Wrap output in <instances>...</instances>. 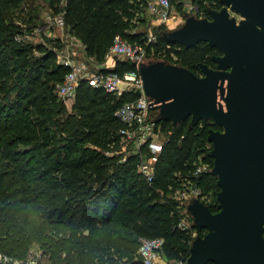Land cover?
<instances>
[{"label": "trees", "instance_id": "obj_1", "mask_svg": "<svg viewBox=\"0 0 264 264\" xmlns=\"http://www.w3.org/2000/svg\"><path fill=\"white\" fill-rule=\"evenodd\" d=\"M35 1L0 0V251L23 264L36 251L44 257L40 264H142L141 240L162 238L161 255L185 264L192 232L204 235L207 229L192 217L189 229L178 227L183 209L171 194L193 180L204 197H213L206 205L219 210L217 176L209 169L194 177V171L200 164L213 168L209 134L221 126L206 119L191 125V118L173 125L157 117L168 141L149 184L138 174L146 149L124 162L121 155L105 154L121 148L115 112L135 96L82 83L69 108L57 94L68 72L57 53L38 45L37 56L31 44L16 40L40 26ZM44 1L52 14L64 13L67 30L97 63L105 61L116 35L145 46L148 54L174 55L197 75L222 54L207 42L185 48L165 39L147 20L148 0ZM193 1L221 6L220 0ZM14 10L21 24L10 16ZM149 33L155 42H148ZM135 68L116 58L114 68L103 72L124 75Z\"/></svg>", "mask_w": 264, "mask_h": 264}, {"label": "water", "instance_id": "obj_2", "mask_svg": "<svg viewBox=\"0 0 264 264\" xmlns=\"http://www.w3.org/2000/svg\"><path fill=\"white\" fill-rule=\"evenodd\" d=\"M247 20L237 24L225 9L197 19L168 41L191 48L201 42L218 48L217 69L202 65L203 76L185 68H142L147 95L162 120L191 125L212 119L218 177V208L194 200L188 211L207 229L192 244L185 264H264V0H220Z\"/></svg>", "mask_w": 264, "mask_h": 264}, {"label": "built area", "instance_id": "obj_3", "mask_svg": "<svg viewBox=\"0 0 264 264\" xmlns=\"http://www.w3.org/2000/svg\"><path fill=\"white\" fill-rule=\"evenodd\" d=\"M175 1H193V0H155L149 4V14L154 16L155 20L161 22L171 21V9ZM46 17V25H55L59 33V39L65 42L66 51H61L58 56V62L68 69L64 80L57 84L58 97L69 107L74 104L77 90L82 83H87L92 87L104 89L106 92L116 95L124 93L135 96L134 100L127 101L121 105L115 112V117L122 125L118 134L120 135L121 148L118 151H106L108 156L121 155V162H124L132 154H137L142 148L146 149V159L138 165V174L143 177L149 184L155 180V172L157 163L164 152L165 145L168 141L164 134L162 124H157V117L154 109L155 100L147 95L144 89V81L139 71V66L145 60L146 49L138 44H133L124 39L121 35H116L106 54L114 56L122 61H130L136 67L135 70L119 75L114 72H103L94 64L92 58L85 55V45L70 34L64 21V13L48 14ZM44 17V18H45ZM154 20V21H155ZM21 24V23H19ZM41 30L40 28H36ZM26 37L25 34H18L17 41H22ZM149 42L152 39L149 38ZM77 45L79 51L74 48ZM77 52L79 59H75ZM74 58H73V57ZM198 76H203L200 74ZM172 123V122H171ZM173 124V123H172ZM207 170L205 165L200 164L194 171V177H198ZM204 198L202 189L193 180H188L183 187L176 188L171 194V199L183 209L182 217L178 224L183 230L190 228V217L193 218L188 211V206L194 200L202 202ZM194 219V218H193ZM164 245L162 238L148 239L143 238L138 251L142 264H160L161 250ZM42 252L38 251L35 257L29 259L28 264H40L43 261ZM13 257L0 251V264H23ZM182 264V263H179Z\"/></svg>", "mask_w": 264, "mask_h": 264}, {"label": "rangeland", "instance_id": "obj_4", "mask_svg": "<svg viewBox=\"0 0 264 264\" xmlns=\"http://www.w3.org/2000/svg\"><path fill=\"white\" fill-rule=\"evenodd\" d=\"M154 1L155 0H148V9L146 11V14L147 13L149 14V9H150L149 4L153 3ZM28 4H30V3H28ZM33 4H34V6H37V8L39 9V15L41 17L40 22L38 23L40 25L39 27H43L46 23V17L45 16L48 14L51 15V13H52L51 7H50L49 3H47V5H45L46 3L44 0H36ZM221 9H225L228 12L229 17L234 19L237 24H241L242 22L247 20L245 17L241 16V14L233 11L230 5H226L224 3H221V6H217L216 4L211 3V2H207V1H205L203 3H200L199 1H197V2H195V1H185V2L175 1V2H173V6L171 9V21L167 22V23L166 22L163 23V22H161V20H155V21L151 20V26L153 28H159L160 27L161 28L160 31H161L162 36L165 39L169 40L175 31H177L180 28L187 25L190 21L197 20V19H209V20H211L212 19V13L215 11H220ZM10 16L12 17V19L16 23L23 22V21H21L22 20L21 14L19 13L18 10H14V12L12 11L10 13ZM39 27H35L33 30H28V31L25 29L23 31V33L29 37H26L24 39V41L28 44H31V46H33L34 54L37 56L41 54V50H38L36 48V46H38V45H43V46H45V48L54 50L58 55L61 56L62 55L61 51L62 50L66 51L65 42H63L62 40L59 39V35L57 34V32L55 34H53L52 37L45 36V34L43 32L36 29ZM149 38H151L152 41L155 42V36L153 34H151V33L148 34V42H149ZM141 46L144 49H146L145 46H143V45H141ZM74 48L76 49V51L77 50L82 51V50L78 49L77 45H75ZM75 55H76L75 59L76 60L79 59L78 58L79 53L77 52V54L75 53ZM84 56H86V55H84ZM220 56H222V54ZM220 56L214 55V57H213V63L214 64L211 65L210 68H212V69L218 68V64L216 63L215 59L217 57H220ZM93 61L95 62L94 64L96 65L97 62L94 59H93ZM157 65H166V66L169 65V66H174V67H178V68H183L180 65V61H179L178 57H176L174 55L173 56H156L153 53L148 54L146 52L145 60L139 66L138 69L141 72L142 68H153ZM96 67H97V65H96ZM162 115H164V110H162V109L161 110L159 109L155 113V116H162ZM207 122L213 123L214 121H212V119H208ZM212 150H214V145H213ZM211 155L213 156L212 153H211ZM213 161L215 163V159H213ZM213 168H214V165H213ZM213 168H210L209 165L207 166V164H205V169L207 171L209 169H211V171H212ZM217 196H218V194H217ZM212 200H213V197L211 195H208V197H204L202 199V203L209 204L212 202ZM217 202H218V199H217ZM33 225H35V224H33ZM190 226H191V223H190ZM207 232L208 231H206L204 233V235ZM204 235L199 233L197 230L193 231L192 232L193 242L198 237H203ZM38 247H39L38 245H34L33 249L39 250ZM36 252H38V251H36ZM36 252H35V254H36ZM159 263L160 264H179V263H174L173 261H168L162 255L160 257Z\"/></svg>", "mask_w": 264, "mask_h": 264}, {"label": "crops", "instance_id": "obj_5", "mask_svg": "<svg viewBox=\"0 0 264 264\" xmlns=\"http://www.w3.org/2000/svg\"><path fill=\"white\" fill-rule=\"evenodd\" d=\"M156 18L154 16H151L149 14V18L147 19L149 23H151V20H155ZM41 32L45 34L47 37H52L53 34H55L58 30L56 29L55 25H45L43 27H39ZM80 53V52H79ZM85 52H83L84 54ZM115 59L116 57L114 56H108L105 58V61L103 63H98L97 66L99 67L100 70H112L115 66Z\"/></svg>", "mask_w": 264, "mask_h": 264}]
</instances>
